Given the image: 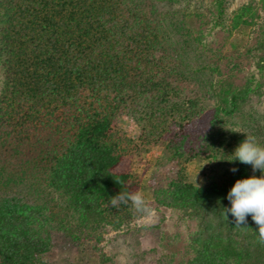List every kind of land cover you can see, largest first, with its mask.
<instances>
[{
    "label": "trees",
    "instance_id": "trees-1",
    "mask_svg": "<svg viewBox=\"0 0 264 264\" xmlns=\"http://www.w3.org/2000/svg\"><path fill=\"white\" fill-rule=\"evenodd\" d=\"M179 1L0 0V183L34 198L0 194V264H52L59 243H92L100 264H117L108 234L145 216L110 197L141 193L134 155L155 145L179 168L152 176L148 206L197 226L183 264H264L251 215L235 225L223 208L235 181L253 174L231 153L246 134L264 143V115L247 111L264 92V0L234 10L213 0L195 14ZM219 31L254 42L228 54L211 44ZM125 115L137 138L121 127ZM202 159L216 169L197 184L187 165Z\"/></svg>",
    "mask_w": 264,
    "mask_h": 264
},
{
    "label": "rangeland",
    "instance_id": "rangeland-1",
    "mask_svg": "<svg viewBox=\"0 0 264 264\" xmlns=\"http://www.w3.org/2000/svg\"><path fill=\"white\" fill-rule=\"evenodd\" d=\"M212 1L181 0L176 3L175 8H179L188 14H195V11L205 10ZM229 1L231 9L234 10L250 0ZM210 41L217 50L237 56L239 52L245 51V45L253 44L254 37L250 32L245 34L237 32L230 35L224 31H219L215 36H210ZM238 41L240 42V48L235 51L232 43ZM235 61L243 72L244 69L246 71L250 70V64L244 56ZM227 63V59L222 60L223 67H226ZM229 72L238 74L236 82L243 83L245 73L242 74L239 69L233 68ZM209 104H213V101H209ZM250 108H254V114L257 120L261 122L262 115H264V92L253 97L252 104L247 107V111L251 110ZM120 125L129 136L135 138L139 136L140 128L133 116L125 115ZM244 130L248 131L247 129ZM214 164L206 159L191 162L187 165L186 171L189 180L197 184L204 183L205 178L216 169ZM178 168L179 166L176 163L168 162L163 145H155L135 153L134 170L143 178L141 193H143L146 201L153 198L152 189L148 185L152 176L160 170L174 175ZM0 194L17 195L34 202L33 196L24 190L12 189L3 183H0ZM153 213L152 217L142 218L128 230L108 234L105 249L114 257L117 264H183L186 257H188V237L190 232L196 229V222L185 219L179 213L168 208H162L153 211ZM47 259L52 264H100L101 261L99 252L92 243L81 246H75L71 243L56 244L47 255Z\"/></svg>",
    "mask_w": 264,
    "mask_h": 264
},
{
    "label": "clouds",
    "instance_id": "clouds-1",
    "mask_svg": "<svg viewBox=\"0 0 264 264\" xmlns=\"http://www.w3.org/2000/svg\"><path fill=\"white\" fill-rule=\"evenodd\" d=\"M231 154L232 159L228 161L250 165L253 174L237 179L231 186L227 193L229 206L223 207L224 215L232 216L235 225L240 226L247 224V217L251 215L252 220L258 225L256 232L264 242V143H261L256 136L246 134V138ZM231 171L236 172L238 169L233 167ZM257 171L259 175H256ZM129 201L135 210L145 217L150 218L154 215L143 193L120 191L110 197V204L116 209L121 205H127Z\"/></svg>",
    "mask_w": 264,
    "mask_h": 264
}]
</instances>
